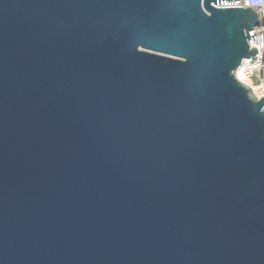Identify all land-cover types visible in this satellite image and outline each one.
Returning a JSON list of instances; mask_svg holds the SVG:
<instances>
[{
  "label": "water",
  "instance_id": "obj_1",
  "mask_svg": "<svg viewBox=\"0 0 264 264\" xmlns=\"http://www.w3.org/2000/svg\"><path fill=\"white\" fill-rule=\"evenodd\" d=\"M226 5L0 0V264H264L259 14Z\"/></svg>",
  "mask_w": 264,
  "mask_h": 264
},
{
  "label": "built area",
  "instance_id": "obj_2",
  "mask_svg": "<svg viewBox=\"0 0 264 264\" xmlns=\"http://www.w3.org/2000/svg\"><path fill=\"white\" fill-rule=\"evenodd\" d=\"M228 7H246L255 9L259 14L260 26L250 32L249 44L251 47L256 48V60L244 59L237 69L242 72L244 77L249 81L248 86L251 87L257 100L264 98V0H232V5ZM261 32V41L256 43L251 36H259ZM264 109V106H263ZM264 111V110H263Z\"/></svg>",
  "mask_w": 264,
  "mask_h": 264
},
{
  "label": "bare ground",
  "instance_id": "obj_3",
  "mask_svg": "<svg viewBox=\"0 0 264 264\" xmlns=\"http://www.w3.org/2000/svg\"><path fill=\"white\" fill-rule=\"evenodd\" d=\"M237 77L240 81L244 82L245 84H249V81L244 77V74L242 72H238Z\"/></svg>",
  "mask_w": 264,
  "mask_h": 264
}]
</instances>
